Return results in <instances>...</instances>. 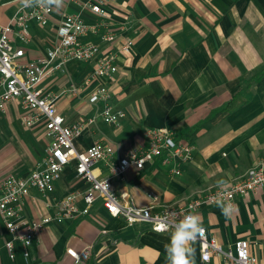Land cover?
I'll list each match as a JSON object with an SVG mask.
<instances>
[{"label":"crops","instance_id":"0c3cea01","mask_svg":"<svg viewBox=\"0 0 264 264\" xmlns=\"http://www.w3.org/2000/svg\"><path fill=\"white\" fill-rule=\"evenodd\" d=\"M84 1L64 0L60 9L53 5L47 24L31 21L29 41L14 43L24 49L22 61L44 54L54 44L58 24L67 13H79L85 22L97 24L100 32L116 35L114 43L100 45L98 57L130 39L129 51L118 53L117 72L110 79L93 77L96 59H70L40 84L44 92L60 94L56 107L66 123L82 122L93 112L86 97L102 83L109 89L110 104L124 112L115 124L97 120L85 126L74 140L75 150L83 152L100 140L121 153L142 145L146 128L161 126L194 144L192 158L179 175L155 162L110 177L109 164L103 160L93 165V174L110 177L113 191L126 193L127 200L137 205H146L150 193L159 203L174 205L212 185L240 178L249 167L264 162V74L248 84L264 68V0H115L105 16L83 7ZM21 7L20 0H0V24ZM81 40L97 41V36L88 33ZM70 82L80 86L78 95L61 93ZM237 92L247 102L227 112L225 106ZM18 122L25 126L19 104L11 102L0 112V136L9 143L4 144L7 150L0 149V180L37 168L49 143L42 123L25 126L21 134ZM86 187L72 160L60 172L52 192L30 188L20 214L37 219L53 213L47 203L53 205L63 195ZM233 205L230 219L217 204L201 205L194 214L223 247L244 238L256 264H264V186L237 197ZM11 238L0 216V264H170L166 246L171 234L113 217L101 200L81 218L46 224L26 249L14 241V257L5 247ZM70 247L88 248L89 258L76 262L66 252ZM192 247L194 264H227L217 256L204 263L199 244Z\"/></svg>","mask_w":264,"mask_h":264},{"label":"built area","instance_id":"2783aa9c","mask_svg":"<svg viewBox=\"0 0 264 264\" xmlns=\"http://www.w3.org/2000/svg\"><path fill=\"white\" fill-rule=\"evenodd\" d=\"M114 1L85 0L82 6L105 16L107 7ZM51 12L52 6L21 7L7 23L0 24V112H4L9 103L17 102L21 108L22 123L26 127L42 123L49 138L45 155L37 168L26 175L10 173L0 180V216L12 236L5 242L10 257H14V241H19L26 249L43 226L53 221L61 223L66 219L81 218L98 200L113 217H122L129 224L144 223L153 231L172 234L175 226L185 216L194 214L201 205L217 204L218 200L233 204L237 197L264 186V162L260 161L249 167L242 177L227 182L224 189L218 183L174 205L159 203L153 193L148 194L150 201L143 206L127 200L126 193L116 194L111 187L110 177L119 178L131 167L141 170L146 164L157 162L168 173L181 174L182 166L192 158L193 141L179 137L166 126L148 127L142 145L128 147L121 153L100 140L94 141L85 151L77 152L74 140L85 126L97 120L115 124L124 117V112L110 104L109 89L102 83L90 90L86 97L94 106L93 112L84 121L69 124L56 107L60 94L44 92L40 84L44 78L63 69L70 59L81 62L96 59L93 77L110 79L117 72L118 53L129 51L131 41L126 39L116 49H108L98 57L100 45L114 43L116 35L113 32H100L97 24L85 22L79 13H67L58 24L54 44L44 54L22 61L24 49L21 45H15V41L27 43L30 38L29 23L35 21L45 25ZM88 33L96 34L97 41H82V37ZM79 89L78 83L70 82L61 93L78 95ZM72 160L76 161L77 174L87 183L86 189L67 193L53 205L47 203V207L53 206V213H44L37 219L21 216V203L30 188L34 187L43 194L52 192L55 180ZM102 160L109 164L110 177L93 174V165ZM80 201L83 206H79ZM201 227L204 232L196 242L204 263H210L211 258L217 256L227 264H256V257L251 254L246 239L239 238L232 246L223 247ZM66 252L76 262L85 261L90 256L88 248L77 251L70 247Z\"/></svg>","mask_w":264,"mask_h":264},{"label":"clouds","instance_id":"9594fccd","mask_svg":"<svg viewBox=\"0 0 264 264\" xmlns=\"http://www.w3.org/2000/svg\"><path fill=\"white\" fill-rule=\"evenodd\" d=\"M23 7L33 5L55 6L60 9L64 0H20ZM227 182L220 183L221 189L226 187ZM217 206L221 208L222 213L231 218L235 211V206L223 200L217 201ZM203 228L200 226V217L196 214L185 216L176 226L171 234V241L166 246L167 258L170 264H194L195 249L192 247L197 239L203 235Z\"/></svg>","mask_w":264,"mask_h":264},{"label":"trees","instance_id":"16d2710c","mask_svg":"<svg viewBox=\"0 0 264 264\" xmlns=\"http://www.w3.org/2000/svg\"><path fill=\"white\" fill-rule=\"evenodd\" d=\"M264 74V68L253 74L248 81V84L250 85L252 82L258 81ZM247 102L246 98L242 95L241 92H237L234 95L231 96L229 101L227 102L225 106V110L227 112L233 111L234 109L242 106Z\"/></svg>","mask_w":264,"mask_h":264},{"label":"rangeland","instance_id":"374dc122","mask_svg":"<svg viewBox=\"0 0 264 264\" xmlns=\"http://www.w3.org/2000/svg\"><path fill=\"white\" fill-rule=\"evenodd\" d=\"M16 127L18 128V132L21 134L23 132H26V130H27V128L25 126L21 125L20 122L17 123ZM4 144L8 145L9 143L0 136V149L7 150V148L5 147Z\"/></svg>","mask_w":264,"mask_h":264}]
</instances>
